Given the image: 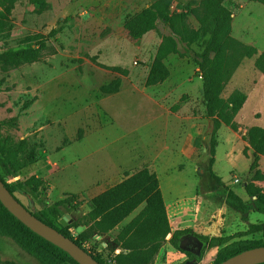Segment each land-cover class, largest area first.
Segmentation results:
<instances>
[{"label":"rangeland","instance_id":"374dc122","mask_svg":"<svg viewBox=\"0 0 264 264\" xmlns=\"http://www.w3.org/2000/svg\"><path fill=\"white\" fill-rule=\"evenodd\" d=\"M44 1L39 6L30 0H15L10 22L0 32V38L11 39L12 50L34 44H37L36 49L40 48L36 62L15 68L0 66V138L15 142L26 139V150L31 149L38 158L7 183L38 176L45 182L38 190L44 202H56L76 194L77 212L84 214L90 209L94 193L83 189L95 179L98 170H110L115 161L132 169L146 165L154 168L158 175L171 230H177V227L187 230L180 238L191 237L197 247L190 249L180 244L179 238L182 253L166 241L153 264H212L222 246L211 247L206 238H229L228 242H232L239 239L236 238L240 236L238 233L246 232L253 224H262L263 229L241 239L264 244V213L242 214L226 203L228 191L250 202L245 185L264 188V156L259 157L258 175L254 177L255 170L250 171L252 151L249 149L246 156L243 154L247 145L242 140L247 128L264 127V96L258 97L257 101L254 96L247 99L246 106L240 110L241 113L245 110L244 113L234 119L237 132L233 134L226 126L216 132L220 161L213 172L222 181L219 185L208 170L209 135H205L210 123L204 119L198 89L186 91L181 88L169 98L159 99L163 119L168 112L171 118L166 129L157 128L158 123L153 122L152 104L146 97L154 89L145 86L144 82L156 47L162 35H168L169 31L159 24L157 30L141 40L131 41L123 31V24L127 17L154 0ZM201 1L174 0L172 10H191ZM224 8L231 18L230 33L224 41L230 36L233 39L226 43L232 47L228 56L221 53L222 61L218 64L224 72L218 75H230L239 62L242 52L236 50L237 44L250 52L249 58L258 54L253 47L264 49V6L249 0H227ZM186 25L198 28L194 15L187 14ZM190 50L198 54L201 43L190 45ZM193 57L171 54L165 62L171 70L179 67L182 74L193 82L196 80L201 87ZM112 67H119L126 74H116L111 71ZM115 77L124 78L128 87L131 83L138 91L101 94L99 87ZM235 98L240 97L222 99L231 102ZM175 114L180 115L179 120L174 119ZM187 116L195 118L198 126L192 149L196 154L194 161L181 154L188 137ZM80 129L81 136L78 134ZM125 146L130 147L131 154ZM160 150L161 161L158 160L156 166L150 156ZM46 158L56 163V173L44 166ZM38 162L42 168L38 167ZM14 195L26 208L30 209L32 205L35 211L41 209L37 200L31 201L19 193ZM137 210L110 233L89 239L84 243L85 247L106 262L113 259L119 251L114 238ZM71 234L76 237L75 230H71ZM0 262L40 264L13 240L4 237H0Z\"/></svg>","mask_w":264,"mask_h":264},{"label":"trees","instance_id":"16d2710c","mask_svg":"<svg viewBox=\"0 0 264 264\" xmlns=\"http://www.w3.org/2000/svg\"><path fill=\"white\" fill-rule=\"evenodd\" d=\"M173 1L154 0L138 13L127 17L123 24V31L131 41L141 40L150 32L157 30L159 24L169 31L168 35H162V40L157 45L149 65L144 82V85L148 87L161 84L169 77V69L164 63L169 55H184L191 51L190 45L201 43V51L198 54L194 53V61L202 82L200 94L205 118L210 123L205 135L206 137L209 135L208 170L216 183L222 185L221 179L212 170L216 149L215 135L221 126H226L233 132L238 131L234 119L243 107V100L235 98L228 102L216 97L206 70L211 64L213 56L220 50L224 39L230 33L231 18L224 8L227 0H202L198 6L185 11L172 10ZM249 1L258 2L264 6V0ZM30 2L42 6L45 1L30 0ZM14 4L15 0H0V32L10 22ZM187 14L194 15L198 23L197 29L189 28L186 25ZM36 46L37 44H34V46L30 45L18 50L0 51V66L4 69L15 68L22 64L38 61L40 48L36 49ZM254 65L264 76V51L255 59ZM110 69L116 74H126L119 67ZM120 84V77H115L109 83L101 85L99 92L103 95L115 94L119 91ZM81 133L80 129L79 136ZM242 139L247 143L243 154L246 156L247 150L252 151L250 171L255 170L254 177H256L259 157L264 156V127L254 125L247 128ZM26 149H28L26 139L15 142L12 139L3 141L0 138V180L17 201L19 200L14 193H19L31 201L37 200L41 204V209L35 211L34 216L73 240L98 263L107 264L100 255L84 248V243L93 237H102L110 233L140 207L142 208L139 212L121 228L114 238V242L119 248L113 258L115 263L153 264L166 241L184 253L179 247V238L187 230L172 232L158 177L148 168L144 167L131 174L125 173L124 179L120 183L92 198V208L88 212L80 214L77 212L79 203L76 194H69L56 202H44L39 197L38 190L44 186L45 182L36 176L7 183V180L15 179L23 169L38 160L31 149ZM244 190L251 197L250 202H246L234 192L228 191L226 203L242 214L250 211L264 213V188L246 184ZM65 214H69L71 220L66 226H62L59 220ZM79 227L83 228L80 232L77 230ZM262 229V224H253L246 232L238 233L240 236L236 238L239 239L232 242H228L229 238H206L209 246H222L212 264H218L245 250L264 246L260 241L241 239V237H246ZM71 230L76 231V237L71 234ZM0 237L13 240L17 246L33 256L40 264H78L62 249L29 230L1 203Z\"/></svg>","mask_w":264,"mask_h":264},{"label":"crops","instance_id":"0c3cea01","mask_svg":"<svg viewBox=\"0 0 264 264\" xmlns=\"http://www.w3.org/2000/svg\"><path fill=\"white\" fill-rule=\"evenodd\" d=\"M233 18H234V16H233ZM231 39H233V37L230 36L228 40L224 41L220 50L214 55V57L212 58L211 64L209 65V67L206 70V75L210 79V82H211V85L214 89L215 94H217L219 97H222L226 100L229 97H235V96L240 97V98H242V100L244 102L243 107H245L247 99L251 100V98L254 96L255 101H257L258 97L264 96V93H263L264 92V76L262 75V73L260 71H258L254 67L255 58H257L258 55L264 51V49L260 50L256 46L253 47L254 50H256L258 52V54L255 58H253V57L249 58V57H247L248 52L244 50V47H241L240 43L237 44L236 50H239L240 53L242 52L240 59H239V62L237 63V65H234V68H232V71H230V72H232L230 75H225V73L223 75L222 74L218 75L219 72H221V73L224 72V70L222 68H220L219 64H218V62L222 61L221 53L223 52L224 55H226V57L228 56L232 47H231V45L226 46V43ZM175 55H177L179 57H183V58L188 57V56H191V57L194 56L192 51L186 52V53H184V55H179V54H175ZM164 63L166 65L165 61H164ZM194 63H195V61H194ZM168 69L170 72L169 77L164 82H162L161 84H158L155 86H150L154 89L153 93H147V97H146L150 101V103L152 104V108H151L150 112H151V116L153 118V122L158 123L157 128H162V129H166L168 127L169 119L171 117H170V112H168V114H166V119H163L164 117L161 115V112L162 113H164V112H163V110H161V107H159L162 105H159L157 101L159 99L169 98L170 95L175 94V92H177V90L181 89V88L185 89L186 91L190 90V89L191 90L198 89V92H200V90H201V87L198 84V82H196V80H194V82H193V79L186 76L185 74H182L179 67H176L175 69L173 68V70H171L168 67ZM187 82H190V83L188 84ZM128 84H129V87L125 83L124 78H122L120 89H119L118 93L123 94V93H132V92L138 91V89L136 88L135 85H133L131 83H128ZM125 87H128V89ZM155 92H159V93L156 95ZM244 111L242 113H244ZM240 113H241L240 111L237 113V115L235 116V120L237 119L238 116L242 115V113L241 114ZM174 119L179 120L180 115L175 114ZM185 119L188 120V122H189L188 137L186 139L184 148L181 149V154H183L187 158L194 161L196 159V154L194 152H192V149H193V144L195 142L196 129L198 126L194 122L195 118H193L191 116H187ZM204 119H205V117H204ZM162 122H163V124H162ZM258 126H260V125H258ZM221 127H223V126H221ZM154 128L156 129V127H154ZM233 134H234V132H233ZM244 143H246V142L244 141ZM246 145H247V143H246ZM228 146H230V144ZM217 148H218V145L216 146V149H215L214 164L212 167L213 171L215 170V167L219 164V161H220V158L217 156ZM125 149L127 150L128 154H131L130 147L126 148V146H125ZM163 149H168V148L164 147ZM189 149H191V151L185 153V151L189 150ZM161 151L162 150H160V151H158L155 154H152L150 156L151 162L153 164H155L156 166L158 165L157 161L158 160H159V162L161 161L160 156H159ZM226 156L229 157V154ZM44 162H45L44 166L53 169L54 173L57 172L55 170V167L57 166L55 162L50 161L49 158H46ZM37 164L39 165L38 167L42 168V164H40L39 162ZM142 166H144V167L148 168L150 171L154 172L156 174V176L158 177L155 169L150 168L146 165H141V168L132 169V168L128 167L127 164H123L121 162L116 163V161H115L113 163V168L111 167L110 170H108V171L98 170V173H97L95 179H93L90 183L86 184L85 189H83V190H89L90 192H93L94 196L92 198H94L95 196L99 195L100 193H102V192L106 191L107 189H109V188L115 186L116 184L120 183L124 179L125 173H127V172H129L130 174L134 173V172L138 171L139 169L144 168ZM159 186H160V184H159ZM81 191H80V193H81ZM91 199H90V204H91ZM163 200H164V198H163ZM91 208L92 207L90 205V209ZM138 212H139V210H137V213ZM167 217H168V215H167ZM168 219H169V217H168ZM169 223H170V221H169ZM176 224H178V222H176L175 225ZM180 229H181L180 227H177V230H180ZM174 231H172V232H174Z\"/></svg>","mask_w":264,"mask_h":264},{"label":"water","instance_id":"95a60500","mask_svg":"<svg viewBox=\"0 0 264 264\" xmlns=\"http://www.w3.org/2000/svg\"><path fill=\"white\" fill-rule=\"evenodd\" d=\"M0 203L9 211L16 219L25 225L33 233L50 242L51 244L62 249L69 254L78 264H100L93 257L80 248L73 240L65 237L56 229L46 225L34 216V207L30 209L23 206L8 191L3 182L0 180ZM71 220L69 214H65L59 223L66 226ZM83 228L79 227L80 232ZM264 263V246L252 248L240 252L218 264H262Z\"/></svg>","mask_w":264,"mask_h":264},{"label":"built area","instance_id":"2783aa9c","mask_svg":"<svg viewBox=\"0 0 264 264\" xmlns=\"http://www.w3.org/2000/svg\"><path fill=\"white\" fill-rule=\"evenodd\" d=\"M0 11H1V6H0ZM23 47H21L22 49ZM13 49V46L11 44V39L9 38H0V51H8V50H12ZM84 248H87L85 247L84 245ZM107 263L108 264H116L115 261L112 259V258H109L107 260Z\"/></svg>","mask_w":264,"mask_h":264},{"label":"flooded vegetation","instance_id":"af4514ba","mask_svg":"<svg viewBox=\"0 0 264 264\" xmlns=\"http://www.w3.org/2000/svg\"><path fill=\"white\" fill-rule=\"evenodd\" d=\"M180 244H185L190 249L191 248H193V249H196L197 248L195 246V243H194L193 239L191 237H187V236L180 238Z\"/></svg>","mask_w":264,"mask_h":264}]
</instances>
